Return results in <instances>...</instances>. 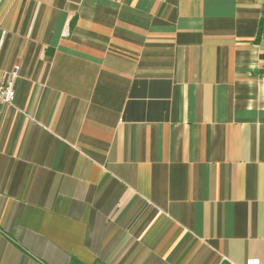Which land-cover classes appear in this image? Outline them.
<instances>
[{
    "label": "crops",
    "instance_id": "0c3cea01",
    "mask_svg": "<svg viewBox=\"0 0 264 264\" xmlns=\"http://www.w3.org/2000/svg\"><path fill=\"white\" fill-rule=\"evenodd\" d=\"M0 264H264V0H0Z\"/></svg>",
    "mask_w": 264,
    "mask_h": 264
},
{
    "label": "built area",
    "instance_id": "2783aa9c",
    "mask_svg": "<svg viewBox=\"0 0 264 264\" xmlns=\"http://www.w3.org/2000/svg\"><path fill=\"white\" fill-rule=\"evenodd\" d=\"M17 73L0 71V105H12L15 98L14 83ZM245 264H260L259 258H247Z\"/></svg>",
    "mask_w": 264,
    "mask_h": 264
}]
</instances>
